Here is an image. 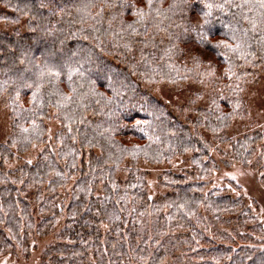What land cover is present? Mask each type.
Wrapping results in <instances>:
<instances>
[{
  "label": "trees",
  "instance_id": "obj_1",
  "mask_svg": "<svg viewBox=\"0 0 264 264\" xmlns=\"http://www.w3.org/2000/svg\"><path fill=\"white\" fill-rule=\"evenodd\" d=\"M204 2L153 0L149 12L147 0H0V21L15 26L0 32V102L9 116L0 256L26 258L34 240L50 236L39 264H264V223L242 197L209 189L218 168L212 142L228 145L218 148L225 166L264 170V131L228 134L246 117V88L264 73V9L231 0L201 29ZM233 31L242 52H228L226 62L227 50L213 45H234ZM46 62L82 74L70 82L64 68L41 80ZM153 84L198 88L174 109L150 93ZM51 120L59 127L50 138ZM177 158L187 167L163 170V192L150 199L142 165Z\"/></svg>",
  "mask_w": 264,
  "mask_h": 264
},
{
  "label": "rangeland",
  "instance_id": "obj_2",
  "mask_svg": "<svg viewBox=\"0 0 264 264\" xmlns=\"http://www.w3.org/2000/svg\"><path fill=\"white\" fill-rule=\"evenodd\" d=\"M24 20L19 23L18 28L23 31ZM15 26H5V22L0 21V32H10ZM198 86L192 84H184L178 87H173L165 84H153L148 86L150 93L158 100L164 102L174 109L187 106L191 101V92L196 90ZM244 98L247 103V114L245 118L235 119L228 130L229 136L241 138L255 132L264 131V73H262L255 83L248 85L245 90ZM59 124L51 120L47 124L48 137H52L57 131ZM9 132V116L8 110L5 107L4 101L0 102V145L4 144ZM212 142V138L207 136ZM216 150L212 148L210 155L218 165V168L212 172L209 189L219 188L224 189L233 197H242L246 205L250 207L256 215L259 222L264 223V182L260 177L264 174L262 168L244 167L240 164H230L225 166L220 158L228 151V145L218 146L212 142ZM219 151V152H218ZM37 150L29 152L26 160L33 161ZM18 163H11L8 167H15ZM143 171L148 173V196L150 199L161 195L163 190L157 184V177L163 170L178 171L187 167L184 159L177 158L171 165L147 166L142 165ZM53 239L48 237L34 240V246L28 257H13L10 255L0 256V264H39L40 256L44 248ZM264 247V239L262 241Z\"/></svg>",
  "mask_w": 264,
  "mask_h": 264
},
{
  "label": "snow or ice",
  "instance_id": "obj_3",
  "mask_svg": "<svg viewBox=\"0 0 264 264\" xmlns=\"http://www.w3.org/2000/svg\"><path fill=\"white\" fill-rule=\"evenodd\" d=\"M147 5H148V8H149V12H150L151 9H152V6H153V0H147ZM226 5L228 7H232L233 6L231 4V0H225L224 4L213 3V2H211V0H205L204 9H206V10L201 9V12H202L201 19L203 20V23L199 27L201 29H204L206 25H211L212 21H211L210 18L213 15V10L214 9L224 10ZM40 6L44 7L45 5L43 3H41ZM234 6L238 7V8H241V9H244L245 7H248L250 9L254 8V7H259L260 9H264V0H257V3L255 5L249 3V0H244V2H242L240 4H237V5H234ZM133 15L138 16L141 20H143V18L145 16V13H144L143 10L138 9V10L133 12ZM260 16H261L260 23L264 24V12H262L260 14ZM244 18L246 20H248V22L251 24V26H252L251 30L255 31V29L257 27L256 19L248 17L247 15H245ZM129 27H131V25ZM209 32H210V29H209ZM199 35L201 36L202 39L206 38L205 37V33L203 31H201L199 33ZM229 39L233 40V41H236L235 44L233 45V44L221 42V43H217V44L213 45L214 48H224V49L227 50L223 54L225 56V61L226 62H228V60H229V57H228V54H227L228 52H232V53L242 52V42L240 40V37L237 36L235 31H233V34H232L231 37H229ZM262 41H264V37H262ZM81 67H82V65H81ZM64 68H67L68 80L70 82L72 81V78H73L74 75L82 74L80 72V68H74V67H72L70 64H68L66 62L65 63L51 64V65L46 62L44 68L40 70L39 78L41 80H43V78L45 76L57 77L58 78L61 75V71ZM230 71H231V68L229 67V69H226L225 74L227 75L228 72H230ZM40 86H42V85H40ZM29 87H31V85H29ZM73 91H75V89H73ZM37 95H38V91L33 93V103L36 102ZM64 99L65 100H69V99H71V97H64ZM22 131L27 132L28 129H22Z\"/></svg>",
  "mask_w": 264,
  "mask_h": 264
}]
</instances>
